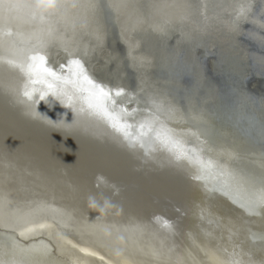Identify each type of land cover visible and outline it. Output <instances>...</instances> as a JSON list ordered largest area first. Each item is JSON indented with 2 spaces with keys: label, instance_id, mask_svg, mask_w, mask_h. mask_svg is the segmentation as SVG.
<instances>
[{
  "label": "water",
  "instance_id": "1",
  "mask_svg": "<svg viewBox=\"0 0 264 264\" xmlns=\"http://www.w3.org/2000/svg\"><path fill=\"white\" fill-rule=\"evenodd\" d=\"M54 2L56 0H44L48 11L54 10ZM140 2L147 3L148 0ZM209 7H212V0H209ZM250 31L259 32V29L245 23L240 33L231 38L212 31L196 40L187 39L179 31H170L164 36L151 30L137 31L131 35L138 51L151 60V64L142 67L128 58L127 42L120 36L119 28L114 27L109 30L103 51L95 53L86 66L106 84L136 91L143 88L147 93L162 91L181 107H186L189 97L194 96L199 104L215 113L213 122L222 126L226 134L221 142L244 155L240 166L258 172L256 161L262 151L260 142H250L237 132L234 121L229 118L230 107L241 96L248 100L245 110L257 116L261 101H264V72L251 59L253 53L260 52V47L257 40L249 37ZM66 59L57 61L52 57L50 63L60 71V65L66 63ZM19 86L16 73H0V156L10 160L20 158L28 167L25 171L34 175L38 184V179L42 180L40 183L54 179L64 184L61 178H65L66 184L73 185L79 192L85 190L83 186L86 189L92 187L95 196L91 201L103 214L104 211L120 212L125 216L129 208L140 210L142 217L147 219L145 223H128L132 220L120 219L119 229L112 225H96L100 241H129L136 249H140L137 244L142 243L141 248L151 260L158 261L156 257L160 254L171 258L173 264H178L179 260L189 264L193 261L187 256L183 260L174 259L176 248L172 250L171 247L178 248L177 241L181 245H191V238L201 235L216 243L229 264L232 261L264 264V240L259 239L264 234V215H250L230 196L213 191L219 183L196 179L188 165L182 166L186 172L183 169L181 173L175 172L165 156H159L161 154L157 152L145 155L140 149L129 148L110 138L89 136L83 133L79 124H73L76 116L72 110L59 103L42 102L37 108L39 113L53 121H63L54 129L43 119L32 117L25 106L15 100L9 89ZM132 107L135 104L129 105ZM43 202L49 206L53 204L52 212H47L48 206L40 202L38 204L44 206L13 213L12 221L8 223L13 229L0 227V242L10 245L9 237L14 236L20 244L25 243L14 228L49 221V216L43 217V214L57 212L63 215V211L80 224L59 202L51 199ZM152 208L158 209L159 213L150 211ZM0 212L4 213L1 208ZM109 216L116 217L115 214ZM95 217L97 221L105 219L101 215ZM0 220L4 221L2 216ZM99 226L101 229L105 226L104 231ZM122 226L130 228L126 230ZM41 240L50 243L46 237L36 241ZM48 260L50 264H63L54 256Z\"/></svg>",
  "mask_w": 264,
  "mask_h": 264
},
{
  "label": "snow or ice",
  "instance_id": "2",
  "mask_svg": "<svg viewBox=\"0 0 264 264\" xmlns=\"http://www.w3.org/2000/svg\"><path fill=\"white\" fill-rule=\"evenodd\" d=\"M245 23L259 29L248 35L259 43L260 52L251 59L264 72V0H212L211 8L209 0H56L52 11L44 0H0V73L17 74L20 86L9 92L32 117L58 128L63 121H53L37 108L42 102L62 104L75 113L73 124H79L83 133L110 138L145 155L166 153L171 163L187 164L196 179L217 181L219 187L213 191L230 196L250 215L261 216L264 101L259 116L245 110L248 100L243 96L229 109L237 132L261 144L257 172L240 166L244 155L221 142L226 134L213 122L215 113L194 96L181 107L162 91L106 84L86 66L103 50L114 27L127 42L128 58L144 67L151 60L138 52L132 33L151 30L164 36L179 31L196 40L215 31L231 38ZM56 49L67 57L60 71L50 63ZM132 104L135 107L129 108ZM9 239L10 245L0 242V264H50L53 248L44 241L21 245L14 236ZM259 239L264 240V234Z\"/></svg>",
  "mask_w": 264,
  "mask_h": 264
},
{
  "label": "bare ground",
  "instance_id": "3",
  "mask_svg": "<svg viewBox=\"0 0 264 264\" xmlns=\"http://www.w3.org/2000/svg\"><path fill=\"white\" fill-rule=\"evenodd\" d=\"M55 3L53 4L55 5ZM101 51H97L96 53H100ZM94 55L92 57H95ZM52 57L57 61L67 58L66 53L62 49H56L52 52L50 62ZM104 59L112 61L110 58L106 59L104 57ZM68 110L71 109L68 108ZM157 153L161 154L159 156H165L164 158L168 160L172 171L181 173V169L184 170L182 166L187 165L171 163L166 153ZM25 169L28 170V167L27 165L24 166L20 158L10 160L7 157L0 156V208L4 211V213L0 212V216L4 220H0V227L13 229L8 225L12 221L13 213L28 212L31 207L36 209L39 206L45 205L48 206L47 212H52L51 207L53 204L49 206V203L43 202L49 199L59 202L60 205L62 204L70 210L80 224L75 223L63 211V215L57 212L54 215L53 213L48 215L43 214V217L49 216V221H38L40 224L28 226L27 228H23V226L17 229L14 228L18 236L25 241L21 245H29L37 242L36 240L42 237H46L50 241L47 245L53 248L52 256L63 264H173L171 258H165L160 254L156 257L158 261L151 260L149 255L141 248L142 243L137 244V246H140L138 247L140 249H136L137 247H134L129 241L105 243L99 240L101 239V236H99L100 231L95 228L98 225H112L115 229H119L120 226L117 223H120V219L125 218L132 220L128 223H145L147 219L142 217L143 214H141L140 210L132 211L135 209L129 210L128 208V212L126 213L128 215L125 216L120 214V212L109 213L104 211L103 214L91 201L94 200L93 196H95L92 192V187L86 189L83 186L85 190L79 192L73 185L70 186L68 183V186L64 180L65 178H61V180L67 187L64 184L56 182L54 179H45L48 180L46 183H40L42 180L38 179V184L34 180V175L32 176ZM97 199L95 198V200ZM40 202L44 205L38 204ZM150 211H153L155 214L159 213V210L155 211V208L150 209ZM111 213L115 214L116 217H110L109 215H113ZM95 215H101L105 219L97 221ZM195 223L197 225L198 221L195 220ZM100 227L99 229L103 230L105 226L102 229ZM122 227L126 230L130 228V226ZM182 237L185 238L184 235ZM186 238L188 237L186 236ZM191 240L192 246L189 243H182L184 245H181V242L177 241L179 247H171L172 250L176 248L175 253H173V256H176L174 259L183 260L184 256H187L193 261L189 264H229L226 261L227 258L220 252V248L218 249L215 246L216 243L214 241H208V239H204L201 235L196 239L191 238ZM178 264H182L180 260Z\"/></svg>",
  "mask_w": 264,
  "mask_h": 264
}]
</instances>
